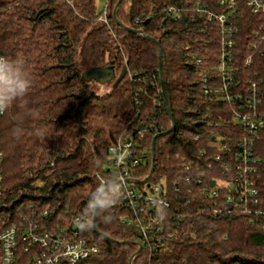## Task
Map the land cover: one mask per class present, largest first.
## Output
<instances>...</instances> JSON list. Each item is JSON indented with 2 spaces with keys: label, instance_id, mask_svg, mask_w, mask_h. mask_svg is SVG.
<instances>
[{
  "label": "trees",
  "instance_id": "1",
  "mask_svg": "<svg viewBox=\"0 0 264 264\" xmlns=\"http://www.w3.org/2000/svg\"><path fill=\"white\" fill-rule=\"evenodd\" d=\"M247 1L236 0L223 30L210 17L224 12L219 0H122V24L114 15L119 0H107L102 12L96 0H0V54L22 55L33 79L0 120V211L8 223L70 229L98 245L94 264H264V203L245 202L237 156L238 141L251 135L219 90L222 33L234 42L230 63L240 86L256 79L264 87V14ZM150 37L162 49L165 91ZM24 105L34 115L13 139ZM169 109L176 127L166 133ZM41 125L53 136H35ZM253 139L261 161L252 178L264 201V129ZM119 141L134 144L138 164L117 167L111 149ZM113 173L157 201L144 200L135 214L119 194L95 229L88 200Z\"/></svg>",
  "mask_w": 264,
  "mask_h": 264
},
{
  "label": "built area",
  "instance_id": "2",
  "mask_svg": "<svg viewBox=\"0 0 264 264\" xmlns=\"http://www.w3.org/2000/svg\"><path fill=\"white\" fill-rule=\"evenodd\" d=\"M219 2L224 6V12L219 15L210 13V17L217 18L224 30L227 27L226 22L231 20L230 16L234 17L238 12V6L236 0H219ZM247 6L253 14H264V0H248ZM254 33L255 38L260 37L259 31ZM218 39L224 47L219 73L222 81L219 88L220 98L233 105L234 116L251 135L250 138L246 137L237 143V156L243 163L240 173L245 177L242 185L245 202L263 204L264 201L258 197L259 189L255 186L252 175L257 173V165L261 161L256 155L253 137L264 129V87L260 86L256 79H249L245 88L240 86L235 76V69L230 63L234 42L230 38L226 40L224 33ZM249 46L256 47V44L251 42ZM243 89L246 91L244 95ZM207 92L206 89L205 93ZM4 115L5 113H0V120ZM133 147L134 144L130 141H119L111 149L116 154L117 167L126 165L128 160L134 165L138 164ZM4 160L5 153L0 146V199L3 197ZM119 175L123 178L120 196L125 197L135 214L144 209L142 204L144 200L156 203L157 200L151 191L141 192L133 183L129 184L132 180L125 178V173H119ZM153 189L155 194H158L161 191V185H155ZM231 200V197L227 198L228 202ZM259 214L264 220V207ZM6 218V214L0 211V264H94V257L99 252L98 245L77 236L72 230L45 229L35 221L8 223Z\"/></svg>",
  "mask_w": 264,
  "mask_h": 264
},
{
  "label": "clouds",
  "instance_id": "3",
  "mask_svg": "<svg viewBox=\"0 0 264 264\" xmlns=\"http://www.w3.org/2000/svg\"><path fill=\"white\" fill-rule=\"evenodd\" d=\"M33 85L32 73L29 70L26 59L16 53L0 54V113H7L8 110L18 101H23L27 97ZM34 115L33 110L24 105L20 112V119L16 121L11 129L13 139L22 138L24 132L23 119ZM33 134L38 137H51L52 131L46 126H37L32 129ZM67 132V131H65ZM103 160L97 158L94 161L95 167H101ZM123 184V178L113 173L109 175L102 187H97L89 197L88 208L94 215L100 216L101 213L111 209L115 204L119 194L120 186ZM105 223L112 220L111 216L102 217ZM91 227V225H88Z\"/></svg>",
  "mask_w": 264,
  "mask_h": 264
},
{
  "label": "water",
  "instance_id": "4",
  "mask_svg": "<svg viewBox=\"0 0 264 264\" xmlns=\"http://www.w3.org/2000/svg\"><path fill=\"white\" fill-rule=\"evenodd\" d=\"M121 1H122V0H119L118 4H117V6H116V8H115V10H114L115 18H116V20L118 21L119 24H122V23L117 19V17H116V11H117V7H118L119 4L121 3ZM140 33H141V34H144L143 31H140ZM150 38H151L153 41H155V42L158 44V47H159V51H160V55H161V56H160L161 82H162V88H163V91H165V83H164V76H163V70H162V68H163L162 49H161V47H160V45H159V42H158L157 40H155V39L152 38V37H150ZM169 115H170V118H171V121H172V125H171V128H170L166 133H170V132H172V131L174 130V128L176 127L175 120H174V118H173V114H172V112H171L170 109H169ZM163 134H165V133H163ZM158 136H159V135H156V136L154 137V139H153V149H154V146H155V141H156V139H157ZM152 172H153V169L151 170V173H152ZM148 178H149V176H148L146 179H148ZM212 184H214V183H212ZM96 219H97V215H94V214H93L92 224H93V226H94L95 229H96ZM98 233H99L100 236L105 237V238H107V239H109V240H112V238H111L109 235H107V234H105V233H103V232H100V231H98ZM130 264H131V261H130Z\"/></svg>",
  "mask_w": 264,
  "mask_h": 264
},
{
  "label": "rangeland",
  "instance_id": "5",
  "mask_svg": "<svg viewBox=\"0 0 264 264\" xmlns=\"http://www.w3.org/2000/svg\"><path fill=\"white\" fill-rule=\"evenodd\" d=\"M106 2H107V0H96L97 10L99 12H102L103 11V9L106 6ZM99 86H100V88H101L102 91L108 90L107 89V86H106V84L104 82H99Z\"/></svg>",
  "mask_w": 264,
  "mask_h": 264
}]
</instances>
